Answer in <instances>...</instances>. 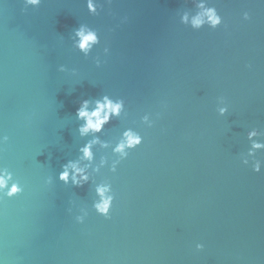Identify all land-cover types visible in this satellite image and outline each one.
Returning a JSON list of instances; mask_svg holds the SVG:
<instances>
[{"label": "water", "instance_id": "water-1", "mask_svg": "<svg viewBox=\"0 0 264 264\" xmlns=\"http://www.w3.org/2000/svg\"><path fill=\"white\" fill-rule=\"evenodd\" d=\"M212 2L224 24L193 31L176 15L192 8L185 0H113L98 16L84 0L27 11L23 0H0V133L9 136L0 165L25 185L0 202L3 264H264V168L241 163L247 130L264 131V3ZM81 23L101 34L99 68L71 47ZM104 93L124 98L128 116L103 138L126 127L144 137L115 173L96 177L116 194L109 219L92 209L90 183H44L87 139L76 131L79 101ZM145 112L159 113L152 128L140 123Z\"/></svg>", "mask_w": 264, "mask_h": 264}, {"label": "clouds", "instance_id": "clouds-1", "mask_svg": "<svg viewBox=\"0 0 264 264\" xmlns=\"http://www.w3.org/2000/svg\"><path fill=\"white\" fill-rule=\"evenodd\" d=\"M84 2L87 12L91 16H98L104 10V3L110 5L113 0H104V3L101 0H84ZM185 2L190 3L192 8L177 10L176 15L181 25L193 31H199L205 27L215 30L224 24V17L212 0H185ZM261 2L264 3V0ZM41 3L42 0H23L22 10L27 11L29 7L37 8ZM242 18L244 21H249L251 15L248 11H244ZM126 20L127 17H124L121 22H126ZM69 39L74 50L85 58L91 57L97 68L102 66L104 61L101 54L93 56L94 50L101 45V34L96 28L87 23H81L71 32ZM102 55L105 57L110 55V47L106 43L102 48ZM246 67L251 70L252 65L248 64ZM57 70L61 73L69 71L65 65H60ZM71 75H77L75 68L71 69ZM216 112L220 117H225L229 113V105L223 97L217 100ZM127 116L126 101L122 97H113L104 93L95 98L80 100L75 111V120L78 122L76 131L80 139H87L79 145L76 158L69 159L62 164L61 170L55 178L46 177L45 185H52L54 179L73 187H83L90 183L95 197L92 200V209L98 215L109 219L116 194L109 180L103 179L97 182L96 177L105 168L109 172L115 173L117 166L144 141V137L134 127L124 128L115 141L103 138L106 126L113 119L120 120ZM158 117L159 113L145 112L140 116V123L152 128ZM246 140L248 147L246 152L241 153V163L244 166H250L254 173H260L264 168V160L258 159L257 153L264 151V131L252 127L246 132ZM8 142L9 136L0 133V147ZM98 153L102 154L97 158ZM24 190L25 185L15 176L14 172L7 166L0 165V202H3L5 198L12 199L18 196ZM67 211L72 213L73 207H69ZM87 216V208L81 207L78 209V214L74 216L75 222L83 224ZM204 249V243L197 242L195 244L197 252H202ZM0 264H3V261H0Z\"/></svg>", "mask_w": 264, "mask_h": 264}]
</instances>
